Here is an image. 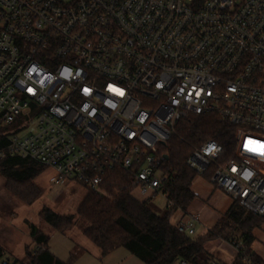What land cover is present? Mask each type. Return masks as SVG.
I'll return each mask as SVG.
<instances>
[{"label":"built area","instance_id":"obj_1","mask_svg":"<svg viewBox=\"0 0 264 264\" xmlns=\"http://www.w3.org/2000/svg\"><path fill=\"white\" fill-rule=\"evenodd\" d=\"M191 114L264 135V0H0L1 157L94 190L123 170L134 196L171 209L161 146ZM222 153L207 139L187 165L197 176L213 167L212 182L264 218V175L245 157L219 163ZM198 221L176 225L195 235Z\"/></svg>","mask_w":264,"mask_h":264},{"label":"trees","instance_id":"obj_2","mask_svg":"<svg viewBox=\"0 0 264 264\" xmlns=\"http://www.w3.org/2000/svg\"><path fill=\"white\" fill-rule=\"evenodd\" d=\"M255 135L264 139L263 134H255L217 114L189 115L178 123L175 134L167 144L161 146V150L165 152L163 168L169 174L166 189L169 198L175 202V207L161 213L156 212L148 200H140L132 194L127 172L111 170L105 174L100 190H91L78 208L77 215L88 223L83 230L84 235L101 249L102 254L125 247L144 264H177L179 260L199 264V258L204 252V243L213 236L214 228L204 237L201 235L202 237L196 238V235L180 232L171 220L177 209L186 211L195 199L192 184L196 173L187 165V159L195 147L210 138L223 146L219 163L233 158L241 159L245 157L244 154L264 149V143L252 142L251 139ZM7 144V136H0V153L5 151ZM248 162L264 175V163L261 158H250ZM42 170L44 166L30 158L8 154L0 156V173L7 179L9 190L27 203H32L41 195L40 188L34 183L30 187L26 185ZM212 173L213 167L206 175L211 178ZM42 214L44 221L59 232L66 233L73 225V215H62L48 207L42 210ZM262 221L263 217L252 213L234 200L223 222L233 223L242 231V237L239 239L245 249L251 252L253 228L259 226ZM31 235L39 248L28 250L29 262L7 258L9 264H72L76 259L75 254H72L68 262L54 256L48 248L50 237L36 225H31ZM234 238L231 236L228 240L232 241ZM252 254L256 262L261 264L262 261ZM4 257L5 249L0 245V262ZM230 264L248 263L237 254Z\"/></svg>","mask_w":264,"mask_h":264},{"label":"rangeland","instance_id":"obj_3","mask_svg":"<svg viewBox=\"0 0 264 264\" xmlns=\"http://www.w3.org/2000/svg\"><path fill=\"white\" fill-rule=\"evenodd\" d=\"M251 140L252 142L257 141L259 143H264V139L258 135L253 136ZM256 149H258V147H256ZM244 156L248 159L261 158V161L264 163V149H258L251 154H244ZM53 172V169L44 166V170H42L32 182L27 183L26 187H30L31 184L34 183V185L41 190V195L32 203H27L16 197L9 190L7 179L0 173V207L2 204L6 203L7 200L9 202L16 201L28 205L30 209H25L24 216L36 222L38 228L41 226L43 232L44 229L50 228L43 219L42 210L45 207L62 215H73V225L68 228L67 232L73 235H82L88 223L80 218L77 212L84 198L93 189L77 181H69L65 184L51 182L50 178L54 175ZM199 200L205 203V206L199 221L195 224L196 238L202 237L201 235L204 237L212 228H214L213 231H215L213 236L209 237L204 243V252L199 258V264H208L209 260H217L225 264L232 263L236 259L237 251L232 246L231 240L228 239L231 236L232 238H241L242 231L238 229L235 224H227L223 221L234 198L224 193L222 190H217L214 194L206 197L203 196ZM148 203L156 212L161 213L166 210V198L163 196H158L153 200H149ZM173 222L175 223L176 220L173 219ZM253 235L254 240L250 246V251L254 253L259 260L264 262V221H262L259 226L253 228ZM5 241L8 243L9 239L6 238Z\"/></svg>","mask_w":264,"mask_h":264},{"label":"crops","instance_id":"obj_4","mask_svg":"<svg viewBox=\"0 0 264 264\" xmlns=\"http://www.w3.org/2000/svg\"><path fill=\"white\" fill-rule=\"evenodd\" d=\"M192 190L195 193V199L186 211L182 209L175 211L171 219L172 222L173 219L176 220L175 223L173 222L174 224L187 220L191 214H197L200 218L205 203L200 202L199 199L203 196H210L217 190L221 191L222 189L217 187L207 175H196ZM25 209L30 208L24 203L9 202L8 200L0 207V245L5 249L4 259H18L27 263L29 262L28 250L34 251L39 248L31 235V225L37 226L38 224L29 217L24 216ZM39 229H41V226ZM44 233L50 237L48 248L54 256L68 262L72 254L76 255V259L72 264H144L139 257L125 247H118L107 254H102L101 249L84 234L62 233L52 226L44 229ZM6 238L9 239L8 243L5 241Z\"/></svg>","mask_w":264,"mask_h":264}]
</instances>
